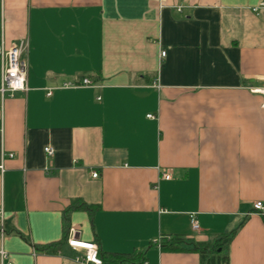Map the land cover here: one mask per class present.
Listing matches in <instances>:
<instances>
[{
	"label": "crops",
	"instance_id": "1",
	"mask_svg": "<svg viewBox=\"0 0 264 264\" xmlns=\"http://www.w3.org/2000/svg\"><path fill=\"white\" fill-rule=\"evenodd\" d=\"M262 1L0 0V46L27 42L0 104L12 264H73L71 230L104 264H199L191 243L225 234L227 264H264Z\"/></svg>",
	"mask_w": 264,
	"mask_h": 264
},
{
	"label": "built area",
	"instance_id": "2",
	"mask_svg": "<svg viewBox=\"0 0 264 264\" xmlns=\"http://www.w3.org/2000/svg\"><path fill=\"white\" fill-rule=\"evenodd\" d=\"M264 6V0L260 2L253 10ZM27 49V42L24 40L15 42L8 48L0 46V66H1V84H0V104L3 100L5 94L13 95L16 91H24L26 87V72L27 63L22 57ZM164 52H160L162 56ZM92 82L88 77H82L79 81H67L62 84V87H76V86H90ZM253 92H257L261 95V100L259 103L260 108L264 109V78L262 87L259 89H252ZM50 90L48 94H50ZM149 116V115H147ZM47 155H52L54 153L53 148L46 146L44 148ZM4 171L3 164H0V176ZM97 172H92L91 176L95 177ZM162 178L168 179L169 174H162ZM252 211L260 215H264V204L255 200L251 204ZM190 227L192 230L198 228L197 221L193 216H190ZM66 243L76 251L75 257L73 259V264H104L99 251L98 246L95 242L86 241L78 236L76 230H71L70 236L67 238ZM0 256L3 260L2 264H12V262L7 259L6 251L0 250Z\"/></svg>",
	"mask_w": 264,
	"mask_h": 264
},
{
	"label": "trees",
	"instance_id": "3",
	"mask_svg": "<svg viewBox=\"0 0 264 264\" xmlns=\"http://www.w3.org/2000/svg\"><path fill=\"white\" fill-rule=\"evenodd\" d=\"M229 238L230 235L225 234L222 236H218L217 238H214L208 242H192V249L195 250L199 255V264H227L226 247ZM181 241L182 238L177 236H171L169 238L163 237L159 239L158 244L160 248L176 249L178 243H180ZM40 249L46 251L48 248L47 246H44L40 247ZM110 256V260L112 263L121 264L132 261L134 254L112 253L110 254Z\"/></svg>",
	"mask_w": 264,
	"mask_h": 264
}]
</instances>
